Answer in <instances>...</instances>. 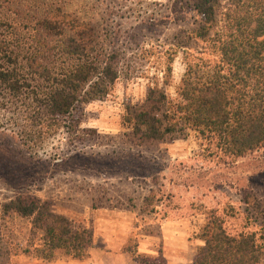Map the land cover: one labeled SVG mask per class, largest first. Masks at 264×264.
I'll return each mask as SVG.
<instances>
[{
	"label": "rangeland",
	"instance_id": "rangeland-1",
	"mask_svg": "<svg viewBox=\"0 0 264 264\" xmlns=\"http://www.w3.org/2000/svg\"><path fill=\"white\" fill-rule=\"evenodd\" d=\"M61 1L68 13L93 21L102 37H111L121 75L103 100L84 106L73 133L55 127L42 130L31 117L0 111V238L9 247L27 243V220L2 217L1 205L17 195H30L88 228L92 246L83 261L59 256L45 262L19 255L0 259V264H128L127 256L115 255L123 253L130 240L137 241L141 253L161 254L166 264H191L203 245L198 237L212 209L234 213L225 217L231 233L245 224L258 229L255 218L250 225L243 219L248 215L243 197L252 202L253 217L260 218L264 148L223 161L213 145L194 133L137 145L121 125L125 105L141 104L150 83L161 84L159 69L168 56L173 62L166 91L176 98L188 55L204 47L190 37L199 22L191 4Z\"/></svg>",
	"mask_w": 264,
	"mask_h": 264
},
{
	"label": "trees",
	"instance_id": "trees-1",
	"mask_svg": "<svg viewBox=\"0 0 264 264\" xmlns=\"http://www.w3.org/2000/svg\"><path fill=\"white\" fill-rule=\"evenodd\" d=\"M187 1L199 20L190 37L203 43L202 51L188 55L174 99L166 91L168 56L159 69L161 84L150 83L141 104L125 105L121 125L137 145L194 133L219 159L243 158L264 148V0ZM116 59L111 37L68 13L61 0H0V111L31 117L42 130L73 133L84 106L103 100L119 79ZM243 202L244 221L255 218L259 228L245 224L231 233L225 217L234 213L209 210L191 264H264V213L253 217L252 202L247 196ZM14 215L29 224L27 243L9 247L1 237L0 259L88 257L92 232L53 212L48 201L17 195L1 205L2 217ZM124 252L133 264H166L159 253H140L135 240Z\"/></svg>",
	"mask_w": 264,
	"mask_h": 264
},
{
	"label": "crops",
	"instance_id": "crops-1",
	"mask_svg": "<svg viewBox=\"0 0 264 264\" xmlns=\"http://www.w3.org/2000/svg\"><path fill=\"white\" fill-rule=\"evenodd\" d=\"M139 251V250H138ZM140 252V251H139ZM141 253V252H140ZM118 258H126L125 256H127V258L129 259L128 264H133L130 257L128 256V254L126 252L120 253L118 255H115ZM127 264V263H126Z\"/></svg>",
	"mask_w": 264,
	"mask_h": 264
}]
</instances>
